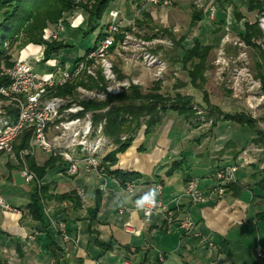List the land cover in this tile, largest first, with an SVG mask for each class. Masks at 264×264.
<instances>
[{"label": "crops", "instance_id": "0c3cea01", "mask_svg": "<svg viewBox=\"0 0 264 264\" xmlns=\"http://www.w3.org/2000/svg\"><path fill=\"white\" fill-rule=\"evenodd\" d=\"M214 1L207 0V5H212ZM183 2L190 5L189 28H199L201 21L194 26L191 21L194 11L202 10L189 0H173L175 15L184 8ZM132 3L137 4L140 20L134 21L120 14L122 31H132L143 39L162 37L173 45L171 36L175 40L184 37L186 46H190L188 43L191 40L192 44L194 38L199 40L196 35L193 39L187 34L176 36L168 28V21L163 19L160 12L162 5H154L149 0ZM157 14L161 17L160 23L156 22ZM225 21L224 12L218 13L215 23L218 24L217 32L221 34L217 42L226 32ZM153 24L156 27H152ZM137 28L142 29V33ZM176 58L168 57L171 62L175 59V64L181 66ZM116 63L120 78L137 77L142 81L139 86L142 92H148L156 82L138 61H124L118 57ZM36 67L38 70V65ZM49 70L46 69V73ZM163 79L158 81L161 92L166 94L162 90ZM149 81L152 84L146 90ZM178 83L173 86L175 90L187 86L186 82L184 85ZM237 102L242 112L247 113L243 104ZM164 114L166 116L150 134L146 135L143 129L140 137L147 139L148 145L157 144L161 149L151 157L152 168L146 170L149 174L147 178L141 175L136 160L123 158L136 139L126 150L116 154L117 161L112 170L139 174L134 180L137 185L132 194L124 190L114 175L102 177L95 172L86 173L82 165L79 172L71 176L66 172L65 162L47 167L45 175L35 181L36 185L27 184L20 175L23 164L30 169L27 158L22 161L1 153L0 195L21 212L0 208V259L6 264H121L125 259L130 264H264V258L257 257L255 252L257 246L264 250V194L255 186V174L264 168V151L251 142L255 134L244 146L232 140L223 145L217 137L227 121H216L215 124L203 122L196 128L194 124L191 125L193 120L187 121L173 110H167ZM180 130L186 133V147L177 143L181 141V135H178ZM21 135L15 144L19 143ZM205 139L209 140L208 145H205ZM143 140L137 146L135 142L139 151L144 150ZM29 157L30 162L43 166L50 156L37 150ZM237 157L246 158L247 163L243 168L239 166L236 181L221 197L214 196L205 203H193L185 194L187 179L196 178L199 187L207 191L214 186L212 175L215 169L235 163ZM190 164L191 167L188 166ZM102 182H106L105 191L99 189ZM154 182L163 186L159 198L167 209L156 211L146 220L140 211L135 210L134 200L147 192ZM35 186H45V194L39 202L40 218L34 216L28 207ZM78 187L85 189V198L81 201H77L73 194ZM117 194L121 198L127 196L132 199L123 207H118L114 205ZM56 195L64 198L59 201L53 198ZM98 200L99 206L94 213ZM121 209L125 212L120 213ZM186 214L195 222V228L188 233L179 227L180 220ZM58 222L65 224L67 241L57 228Z\"/></svg>", "mask_w": 264, "mask_h": 264}, {"label": "built area", "instance_id": "2783aa9c", "mask_svg": "<svg viewBox=\"0 0 264 264\" xmlns=\"http://www.w3.org/2000/svg\"><path fill=\"white\" fill-rule=\"evenodd\" d=\"M190 1L198 7L202 6V0ZM149 2L169 7L173 0ZM217 12L218 5L213 3L209 6L208 18L215 20ZM231 19L232 21L227 12L226 35L214 61L216 78L224 83L230 96L241 102L247 113L255 119L258 112L264 108V86L249 70L246 44L237 33L230 34L233 32L232 27L230 28L233 23V18ZM63 22L62 19L58 21L56 32L47 40L58 38L59 31L64 28ZM258 24L264 30V14L259 18ZM119 34L122 38L116 42ZM166 44L170 42L161 37L143 39L135 36L132 31H122L120 13L112 9L107 15L104 36L75 61L71 68L56 64L45 76H41L28 60L14 61L12 66L2 65L1 75H5L8 81L0 87V154L14 156L23 161L26 157L33 156L37 150H41L49 156L61 158L67 164L66 172L71 176L76 175L82 165L86 173L95 172L105 177L101 160L106 150L112 146V141L104 134L106 119L95 121V114L106 109L88 110L84 103L102 102L132 86L142 85V81L137 77L118 76L115 68L118 57L124 61H138L150 71L153 81L162 79L167 70V61L155 47ZM229 45L238 50L233 59L228 58L225 52V47ZM44 48L42 45L41 54ZM61 92L64 94H60ZM196 111L200 114L199 109ZM204 122L212 124L213 121L209 119ZM24 130L30 131L29 143L16 154L15 141ZM126 138L121 137L122 140ZM238 171L239 166L236 163L218 167L212 175L214 186L207 191L199 187L196 178H190L186 182L185 194L193 203H205L214 196L221 197L226 192L227 185L236 181ZM20 175L27 184L37 181L36 174L24 164ZM136 185V182L131 180L125 182L123 188L128 194H132ZM154 185L159 188L157 207L138 210L134 204L135 210L140 211L146 220L156 211L167 209L159 198L163 190L162 184L154 182L152 186ZM106 188V182L99 186L100 190L105 191ZM75 193L80 199L85 198L83 187L76 188ZM0 208L21 212L20 209L10 206L1 195ZM124 212L125 210H120V213ZM179 227L188 233L195 228V222L186 214L180 220ZM57 228L67 241L69 238L65 224L58 222ZM255 252L257 257L264 258V250L259 246L255 248ZM121 264L130 262L125 259Z\"/></svg>", "mask_w": 264, "mask_h": 264}, {"label": "trees", "instance_id": "16d2710c", "mask_svg": "<svg viewBox=\"0 0 264 264\" xmlns=\"http://www.w3.org/2000/svg\"><path fill=\"white\" fill-rule=\"evenodd\" d=\"M115 1L116 0H93L91 5L88 6L78 5L75 0H0V70L2 65L12 66L14 63L12 53L10 52L12 47L18 49L20 46L26 44H41L45 47L43 51L44 59H49L54 53L66 47L67 44L58 38L51 40L44 39V29L50 25L56 26L60 19L65 21V19H63L65 14L71 13L79 6L89 14L88 24L90 30H93L98 26L97 20L104 15L106 10H108ZM218 1L219 0H215L214 3ZM224 1L228 2L227 0ZM218 3L222 5L221 1ZM246 4L249 11H256L258 13L264 11V0H247ZM230 5L233 4L230 3ZM232 12V28L251 48L254 62V74L261 80L262 86H264V51L255 45L252 40L253 38L260 37L261 31L256 21L250 22L245 20L244 15L235 6ZM202 18V11H194L191 21L192 26H194L197 21H201ZM240 22H242L241 25ZM105 27L106 23L101 27V33L96 38L95 43L104 36ZM216 31L218 30L216 29ZM171 37L174 41V48L176 51L175 57L179 59L183 70L186 71L188 82L194 88L201 89L206 80L204 74L209 67L208 57L214 47V43L202 45L198 39H195L190 46H186L183 42L184 37L179 40H175L173 36ZM121 38V34L117 35L116 42ZM173 60L175 63V59ZM115 68L117 71V63L115 64ZM7 81L8 78L5 75H1L0 71V87L5 85ZM178 85H184V83L179 82ZM201 91L203 92V100L209 110L208 114L211 116L216 113L213 124H215L216 121H232L248 127L255 134L251 142L261 147L262 151H264V130L257 126L256 119L245 112L230 114L222 111L219 107L210 103L208 94L203 89H201ZM84 105L88 110H101L107 108L106 111L95 114V121L101 118L106 119V124L103 129L104 134L115 142L117 148L113 150L112 154L104 156L101 160V164L104 167V173L114 175L122 185L127 181L137 179L139 176V174L134 171L111 169L117 161L116 154L126 150L133 141V137L122 140L120 137L122 133L137 132V130L144 125V133L146 135L150 134L160 123L163 114L167 110L175 111L187 121L198 118L196 110H194L192 106V96L179 92H176L174 95L162 93L159 81L154 82L148 92H142L139 86H132L128 92L110 96L107 100L102 102H85ZM127 115L129 118L126 117ZM21 134L19 143L14 146L16 154L29 143L30 131L24 130ZM26 158L29 168L36 174L38 179H41L45 175L47 167H52L55 164L62 165L64 162L59 157L50 156L43 166H37L33 162H30L29 156ZM255 178V186L264 194V168L257 171ZM188 180L189 179H187L186 182ZM33 184L36 185V182L34 181ZM231 185H233V183L228 184L227 188ZM43 194H45V186H41L40 188L35 186L31 195V202L28 205L30 212L38 218L41 216L39 202L40 199L43 198ZM73 194L77 201H81V199L76 196L75 190ZM53 198L60 201L64 196L56 195L53 196ZM98 206L99 200L94 207V213L97 211ZM0 264H6V262L0 259Z\"/></svg>", "mask_w": 264, "mask_h": 264}, {"label": "rangeland", "instance_id": "374dc122", "mask_svg": "<svg viewBox=\"0 0 264 264\" xmlns=\"http://www.w3.org/2000/svg\"><path fill=\"white\" fill-rule=\"evenodd\" d=\"M92 1L93 0H75V2L78 5H88V6L91 5ZM220 1L222 2V5L218 3ZM227 1L228 2L224 0H219L218 2H215L218 5L217 14L220 12H224V15L226 18L227 12H228L230 14V21H232L231 19L232 13H233L232 11H233V7L235 6L241 13H243L244 18L246 20L250 22L256 21L259 27L258 20L261 17V15L264 14V11L260 13L256 11H249L247 9V4H246L247 0H227ZM230 3H232L233 5H230ZM193 6L202 10L203 18L201 20V26H199V28H195L192 30L189 28V19H190V5L189 4L184 3L183 5L184 8L182 9L181 12L177 11L176 15H175V6L172 7V5L169 7H162L160 12H162L163 14V19L168 21L169 23L168 25H170L168 26V28H171L173 33L176 36H181V35L183 36L187 34L189 38L193 39L196 35L199 37V41L201 42L202 45H207V43H214V47L211 50L210 55L208 57L209 67L207 68L204 74L206 80L203 83L201 89H203L208 94L210 103L212 105H218L225 112L230 113V114H233L235 112H242V107H240L241 105L238 104V102L230 96V94L228 93L229 91L226 89L224 83L217 80L216 78V72H215L216 67L214 66V61L216 58L217 51L221 47V41L223 37L226 35V32L225 34L222 33V36L219 42H217V37L220 36L221 32L216 31L218 24L215 23V20H211L208 18V11H209L210 4L207 5V0H203L202 6L198 7V5L196 4H193ZM136 7H137V4L132 3L131 0H116L110 6V8L106 10L104 15L100 19L97 20L98 26L95 29L90 30V26L88 24L89 14L78 6L71 13L65 14V16L63 17V19H65V21L63 22L64 28L58 33L59 40L64 41L67 44L66 47L62 48L57 53H54L49 59H46V60L44 59V55L40 53L42 49L41 44H26V45L20 46L18 49L16 47H12L10 49V52L12 53L13 61L28 60L35 67L36 65H38V70L41 76H45L46 69H52L55 67L56 64L58 65L62 64L67 69H69L72 67L73 63L76 60H78V58H81L88 49L93 48L96 38L101 33V27L107 21L106 15L108 11L112 9L117 10L121 15L124 14L125 16L130 17L135 21V20H140V14H141L137 12ZM158 15L159 14H157V16ZM160 19L161 17L158 16L156 18V22L160 23ZM232 25L233 23H231L230 28L232 27ZM177 26L179 28L178 30H175ZM224 26H226V24ZM152 27H156V26L153 24ZM259 29L261 31V36L258 38H253L252 40L255 45H257L258 47H260L262 51H264V30H262L260 27ZM44 30H45L44 31L45 34H43V37L44 39L47 40L53 33L56 32V27L54 25H50ZM137 30L140 33H142V29L137 28ZM224 30H226V27ZM235 33L236 32L233 30V32H231L230 34H235ZM195 39L196 38H194V40ZM191 42L192 41L190 40L188 45H191ZM160 46L162 45L156 46L155 50L159 51L161 55L163 56V58L167 61V70H166V73L164 74L162 90L166 92V94H169V95H174L176 93L175 91L178 90L179 93H182V94L185 93L193 97L192 106L194 110L199 109L200 114H198L196 111L198 118L194 119L191 122V125L194 124V126H196L197 128L200 126V124H202L204 121H207L209 119H211L214 122L216 113L213 114L214 116L213 115L210 116L208 114L209 110L207 109V106L203 100V92L201 91V89H196L192 87L188 83V77H187L186 71L183 70V68H181L179 64H175L168 59V57L175 58L176 52H175L174 45L172 43L166 44L162 46L161 50H158V47ZM225 52L228 58L233 59L237 56L238 50L235 46L229 45L225 47ZM246 53H247V57L249 61V70L252 76L261 82V80L257 78L254 74V70H253L254 62H253L252 50L247 44H246ZM177 81L183 82L184 84L186 82L187 86L181 87L175 90L173 86L177 83ZM151 84L152 82L150 81L147 82V86L145 89L147 90V88ZM60 94H64V92H61ZM247 114L250 115L249 113ZM257 115L258 117L255 118L257 120V126L260 129L264 130V108H262L258 112ZM165 116L166 114H163L162 117H165ZM126 117H128V115ZM194 126H191V128ZM143 127L144 125H142L140 129L137 130V132L122 133L120 137L126 136L127 139H130L132 137H133V140L136 139V141L132 143L129 152L123 155V158H125V160L126 159L136 160V165L138 166L141 172V175L147 178L149 174L146 170L148 168L149 169L152 168L151 167L152 166L151 157L155 153H159L160 152L159 150L161 149L157 147V144L156 145L151 144L150 146L147 144V141H148L147 139L143 140L142 138H140L143 135V129H144ZM221 129H222L221 134L220 136L218 135L217 138H218V141L222 143L223 145H226L229 140H232L240 144L239 146H244V143L251 137V135H253V132L248 127L242 126L241 124H238L232 121H227V123H223V127H221ZM207 132H205V134ZM178 135H181V138H180L181 141L177 143L182 147H186L187 146V142L185 141L186 133H183V131L180 130L178 131ZM221 138H223L224 140H222ZM141 140H143L144 150L139 151L137 150L136 146L141 142ZM111 141H112V146L108 150H106L104 156L108 154L109 155L112 154L113 150L117 148V145L115 144V142L113 140ZM205 141H206L205 145H208L207 141L209 140L205 139ZM135 142H136V146H135ZM235 163L238 166H241L243 168L244 165L247 163V161H246V158L244 157H237ZM191 164L188 166L191 167L192 166ZM157 167L158 169H160L161 166L158 165ZM209 173L210 172H208L207 174ZM86 199H87V196H86Z\"/></svg>", "mask_w": 264, "mask_h": 264}, {"label": "clouds", "instance_id": "9594fccd", "mask_svg": "<svg viewBox=\"0 0 264 264\" xmlns=\"http://www.w3.org/2000/svg\"><path fill=\"white\" fill-rule=\"evenodd\" d=\"M158 196H159V188L158 186L154 185L147 192L135 198L134 204L138 210H151L157 207V204H158L157 197ZM131 199L132 197H127V196H125L124 198H121L119 194H117L114 199V205L118 207H123Z\"/></svg>", "mask_w": 264, "mask_h": 264}]
</instances>
